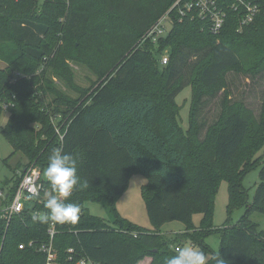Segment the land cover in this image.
Listing matches in <instances>:
<instances>
[{"label":"trees","instance_id":"trees-1","mask_svg":"<svg viewBox=\"0 0 264 264\" xmlns=\"http://www.w3.org/2000/svg\"><path fill=\"white\" fill-rule=\"evenodd\" d=\"M36 1L17 0L22 8L12 16L15 3L0 0V117L8 113L0 133L13 154L26 157L24 168L40 169L43 183L8 225L0 221V264H44L40 248L50 241L55 211L56 264H191L176 245L189 241L204 259L211 235L219 238L218 252L201 264H264V230L249 219L252 212L264 214V0H249L261 11L241 29L242 9L215 0L226 14L217 35L194 12L180 18L172 10L169 33L142 46L145 32L177 0H43L41 7ZM50 2L59 12L46 17ZM167 48L168 63L161 66L158 57ZM70 58L104 77L83 106L68 104L55 90L46 98L47 70L67 74L70 83L63 63ZM157 75L170 109L190 87L186 129L175 110L162 112L148 94ZM256 167L248 203L240 181ZM137 173L147 180L142 193L151 229L115 209ZM223 180L228 214L236 208L245 213L234 225L214 228V196ZM19 181L20 172L4 181L9 195ZM86 202L104 203L111 219L91 216ZM197 214L202 220L194 227ZM173 221L184 230L161 234Z\"/></svg>","mask_w":264,"mask_h":264},{"label":"rangeland","instance_id":"rangeland-1","mask_svg":"<svg viewBox=\"0 0 264 264\" xmlns=\"http://www.w3.org/2000/svg\"><path fill=\"white\" fill-rule=\"evenodd\" d=\"M12 1L15 3L12 5L14 7L12 10V16H17L20 13L22 7L20 4L16 3L17 0ZM36 2L37 3L35 4H37V7H41L43 0H38ZM52 6L53 2H50L46 5V17H51L55 15V12H59L56 8L53 9ZM57 16H59V14ZM102 49L109 50V47L103 46ZM165 50H168L169 53L168 48ZM242 56H247V54L245 53ZM63 63L69 72L71 82L69 83L67 80V74L58 76L52 69H48L44 77L49 87L48 91H46L47 100L49 101L56 96V94L52 92V90H55L58 93L57 96H61L63 100L68 99V104L70 105L71 102L74 101L79 104L82 103V106L84 104H88V96L92 94L93 91L102 83L104 77L97 75L91 67L86 66L72 58L66 59ZM2 66L3 64L0 63V67ZM161 80L162 76L157 75L156 79L150 83V86L147 87V92L148 94H153L156 102H158V107L162 110V112L175 110V112L178 114L177 118L179 124L184 130L188 126L191 89L190 87L184 89L176 98L177 106L174 109H170L163 101L164 93L161 90ZM7 119L8 113L4 111L0 117V132L5 126ZM26 163V157L20 152L13 154L12 147L0 133V188L5 189L6 185L4 181L6 179L9 180L13 178L16 173L19 174L20 169L26 165ZM259 170L260 169L258 167L253 168L252 170L245 173L241 178V188L246 194L248 203L252 201L255 186L258 183ZM146 184L147 180L143 175L139 173L132 175L126 190L116 201L115 209L121 218H124L141 228L151 229L142 193V188ZM227 205L228 188L226 181L223 180L220 182L214 196L212 215V224L214 228H221L227 224L234 225L245 213L244 208H236L231 210L228 214ZM84 207L91 216L103 219L105 221H109L111 219L110 210H108L104 203L86 202ZM249 219L251 222L257 224L260 230H264V214L252 212L249 214ZM201 220L202 215H194L192 218V225L194 227L200 226ZM184 228V224L173 221L165 224L161 228V231H178L184 230ZM170 234H172V232H166L163 235L169 236ZM205 242L210 248L211 252H207L204 256V259H202V256L200 255V249L197 246H192L189 241H184L182 242L183 244L181 246H179V244L176 245L175 248L177 249V247H179L177 249L178 252L184 253L191 264H201L202 261H207L211 257L212 252L217 253L219 249V238L217 235L209 236L205 239Z\"/></svg>","mask_w":264,"mask_h":264},{"label":"built area","instance_id":"built-area-1","mask_svg":"<svg viewBox=\"0 0 264 264\" xmlns=\"http://www.w3.org/2000/svg\"><path fill=\"white\" fill-rule=\"evenodd\" d=\"M231 7L234 10L241 8L242 16L240 18L241 29L243 26L250 24L256 15L261 11V8L250 2L249 0H231ZM172 10H176L180 15V18L186 16V14H194L202 21H206L209 26V31L217 35L221 31L224 25L226 14L222 7L215 0H177L157 21L153 24L143 35L139 44L142 46L146 42L156 44L159 39L164 38L170 31L172 20ZM194 17V16H193ZM169 53L168 50H164L158 57L161 66H165L168 63ZM6 107V105H5ZM59 117L52 118L53 124L56 126ZM56 133L59 139L62 140V134H60L59 128H56ZM56 165V163H54ZM20 172V181L14 194L9 195L8 187L5 189L0 188V221H4L5 225H8L11 218L21 213L29 203L31 197L38 196L43 190L42 174L39 168L22 167ZM57 175L56 168L47 172V179L51 184L55 183V177ZM69 192H61L56 195V200H62L65 194ZM39 215L34 213L33 216ZM59 218V213L54 212L51 217L50 228L48 230L50 241L47 245H42L40 251L45 254L44 264H56L57 252L52 246V238L54 235V221ZM32 243L29 242L30 246ZM22 249L23 245H19ZM76 264H93L87 260H80Z\"/></svg>","mask_w":264,"mask_h":264},{"label":"crops","instance_id":"crops-1","mask_svg":"<svg viewBox=\"0 0 264 264\" xmlns=\"http://www.w3.org/2000/svg\"><path fill=\"white\" fill-rule=\"evenodd\" d=\"M163 226H164V225H163ZM163 226H162V227H163ZM162 227H161V228H162ZM160 231H161V229H160ZM181 231H183V230H178V231H166V232H168V233H171V232H172V234H173V233L181 232ZM166 232H164V231L162 232V231H161V233H163V234H165ZM182 244H183V243H181L179 246H181ZM178 248H179V247H177V249H178ZM181 249H182V248H181ZM181 254L184 255V253H182V252H181ZM149 263H150V259H146L142 264H149Z\"/></svg>","mask_w":264,"mask_h":264},{"label":"water","instance_id":"water-1","mask_svg":"<svg viewBox=\"0 0 264 264\" xmlns=\"http://www.w3.org/2000/svg\"><path fill=\"white\" fill-rule=\"evenodd\" d=\"M154 252L156 251V250H153Z\"/></svg>","mask_w":264,"mask_h":264}]
</instances>
